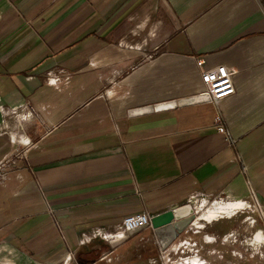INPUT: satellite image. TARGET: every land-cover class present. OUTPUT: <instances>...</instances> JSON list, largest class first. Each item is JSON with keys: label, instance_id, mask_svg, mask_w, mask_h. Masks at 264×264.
Instances as JSON below:
<instances>
[{"label": "crops", "instance_id": "crops-1", "mask_svg": "<svg viewBox=\"0 0 264 264\" xmlns=\"http://www.w3.org/2000/svg\"><path fill=\"white\" fill-rule=\"evenodd\" d=\"M198 59L236 93L156 112L204 94ZM28 104L38 119L1 112ZM15 135L33 147L0 182V264H166L190 246L181 264H264L234 230L193 225L163 252L122 229L194 195L264 208V0H0V162Z\"/></svg>", "mask_w": 264, "mask_h": 264}, {"label": "built area", "instance_id": "built-area-1", "mask_svg": "<svg viewBox=\"0 0 264 264\" xmlns=\"http://www.w3.org/2000/svg\"><path fill=\"white\" fill-rule=\"evenodd\" d=\"M198 67L201 69V79L202 83L205 87L206 94L210 97V102L214 104L215 106H218L220 102L223 100L230 98L236 93V88L234 84L233 77L235 75V72L226 66H220L217 68H205V60L204 59H198L197 60ZM50 82L55 83L56 79L52 77L49 74ZM1 112L5 114L9 119L11 118H17L24 122L32 121L35 119H38V115L34 108L30 106L29 104L26 106H23L21 108H16L12 110H7L4 107H1ZM217 131L219 134L223 135L227 141V143L231 146L236 144V140L232 137L231 133L228 131L227 127L224 124V121L221 116H218L217 118ZM15 139L13 140L14 144L16 145V148L14 150V154L10 157L5 158L2 162H0V182L4 183L9 175V171L12 168L13 165L16 164L19 160H27L28 153L30 149L33 147L32 142L28 139H23V137H19L18 135H15ZM228 199V198H226ZM201 200H211L207 197H201V196H191L189 203L194 207L195 214L198 215V211L196 210V205L194 204L195 201H201ZM223 200V199H221ZM250 200L253 203L254 206L261 207V203L259 202L256 194L251 193ZM251 206V203H250ZM251 209V208H250ZM152 217L151 214L147 211L129 215L124 218L122 222V229L124 232H135L138 230H153L152 226ZM262 216H259L260 219H262ZM196 228L197 226L194 225ZM199 229H196V231ZM260 232L257 231L256 234ZM261 232L264 233L263 230ZM255 234V235H256ZM229 237H233V235H229L228 238L225 236L224 241H228ZM255 237V236H254ZM246 245H249L247 241H245ZM260 245L264 246V243H259V247H262ZM192 251L196 254L198 253V250L194 251L192 248ZM187 259V258H186ZM183 259H180L179 261H182ZM166 264H171L172 259L171 257L165 259ZM178 261V262H179ZM176 263V262H175ZM174 263V264H175ZM199 264L200 261H199Z\"/></svg>", "mask_w": 264, "mask_h": 264}, {"label": "rangeland", "instance_id": "rangeland-1", "mask_svg": "<svg viewBox=\"0 0 264 264\" xmlns=\"http://www.w3.org/2000/svg\"><path fill=\"white\" fill-rule=\"evenodd\" d=\"M223 199V200H221ZM232 200L226 199V197H217V198H211V200H201V201H195V207L198 211L197 221L200 216H202L204 213H206L208 210L215 207L216 204L221 203H227L231 202ZM242 201V200H239ZM249 206H247L244 210H241L236 215H234L232 218H223L219 219V222H213L211 224H206L205 229L203 228V237L205 234L210 233L213 227L216 226V228L219 229L220 234L234 230L238 232L236 235L237 237H229L228 241L229 244H232L234 247V251H245L249 250V252L257 251L261 252V250L264 251V246L260 245L262 247H259L258 245L253 244V241L255 240L254 236H256V232L260 230L264 231V217L262 219L259 218V216H264V208L263 206H254L250 199H246L245 201ZM251 203V206H250ZM251 208V209H250ZM196 221V222H197ZM218 226V227H217ZM202 230V229H201ZM231 235H233L231 233ZM234 236V235H233ZM208 237V236H207ZM208 240V239H207ZM213 241V239L209 240V242ZM245 241H249V245H246ZM234 242V243H233ZM194 249V248H193ZM194 255V252L192 251V246L189 248H184L180 251H173L170 255L172 259L171 264H181L182 261H179L180 259H191V262L194 261V258L192 256ZM179 261V262H178ZM191 264V263H190ZM197 264V263H196Z\"/></svg>", "mask_w": 264, "mask_h": 264}, {"label": "water", "instance_id": "water-1", "mask_svg": "<svg viewBox=\"0 0 264 264\" xmlns=\"http://www.w3.org/2000/svg\"><path fill=\"white\" fill-rule=\"evenodd\" d=\"M206 101H210V97L204 93L183 100L157 104L154 109L156 112H161ZM184 208H188L189 212L180 215L179 210ZM196 221L197 216L194 207L190 203L153 216L152 226L161 250L163 252L168 251L188 229L195 225Z\"/></svg>", "mask_w": 264, "mask_h": 264}, {"label": "bare ground", "instance_id": "bare-ground-1", "mask_svg": "<svg viewBox=\"0 0 264 264\" xmlns=\"http://www.w3.org/2000/svg\"><path fill=\"white\" fill-rule=\"evenodd\" d=\"M203 201V200H202ZM249 206L245 201H231L227 203L216 204L214 208L208 210L202 216L198 218L195 225L198 229H203L206 224H211L219 219L232 218L241 210H244ZM189 212L188 208L180 209L179 214H186ZM253 244L258 245L259 243H264L263 232H258L254 238ZM211 240V239H209Z\"/></svg>", "mask_w": 264, "mask_h": 264}, {"label": "flooded vegetation", "instance_id": "flooded-vegetation-1", "mask_svg": "<svg viewBox=\"0 0 264 264\" xmlns=\"http://www.w3.org/2000/svg\"><path fill=\"white\" fill-rule=\"evenodd\" d=\"M249 243V241H247Z\"/></svg>", "mask_w": 264, "mask_h": 264}]
</instances>
